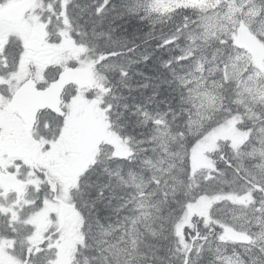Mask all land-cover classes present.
Returning <instances> with one entry per match:
<instances>
[{"label": "snow or ice", "instance_id": "obj_1", "mask_svg": "<svg viewBox=\"0 0 264 264\" xmlns=\"http://www.w3.org/2000/svg\"><path fill=\"white\" fill-rule=\"evenodd\" d=\"M0 264H264V0H0Z\"/></svg>", "mask_w": 264, "mask_h": 264}]
</instances>
